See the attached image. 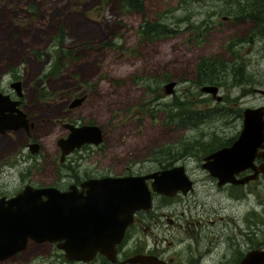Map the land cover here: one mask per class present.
Masks as SVG:
<instances>
[{"label":"rangeland","instance_id":"374dc122","mask_svg":"<svg viewBox=\"0 0 264 264\" xmlns=\"http://www.w3.org/2000/svg\"><path fill=\"white\" fill-rule=\"evenodd\" d=\"M140 2L142 11L127 9L121 0H0V91L19 98L34 122L29 135L23 127L0 133V194L10 196L26 183L63 189L76 182V176L184 163L196 189L174 201L156 195L153 210L147 212V234L136 223L129 240L153 247L157 239L159 248L165 247V258L186 264L187 257L178 251L194 243L186 241L190 228L185 222L202 220L199 248H205L207 240H216L217 247L225 240L236 241L234 222L242 225V252L263 247L264 176L249 181L247 196L236 204L233 194L239 191L218 189L200 162L212 147L237 137L243 108L264 103L255 90L264 89V35L253 36L258 30L264 34V13L245 14L252 0ZM145 19L158 24L150 30L166 26L175 31L146 33ZM237 51L244 59L235 79H244L239 83L224 74L231 72L226 64L237 59ZM204 58L215 65L207 69ZM203 78L214 80L196 81ZM216 78H223L218 81V92L226 93L222 101L201 90L203 84H217ZM13 80L21 81V96L9 85ZM170 80L176 84L166 94L162 87ZM76 97L85 99L70 106ZM189 109L197 117L203 113L195 125L181 124ZM64 122L96 124L103 140L74 149L60 165L58 151L50 149L57 137L67 135ZM37 139L43 148L31 152L28 145ZM209 218L214 231L203 228ZM229 227L235 231L221 234ZM0 264L86 263L67 260L55 243L28 241ZM91 264L106 263L97 258Z\"/></svg>","mask_w":264,"mask_h":264},{"label":"water","instance_id":"95a60500","mask_svg":"<svg viewBox=\"0 0 264 264\" xmlns=\"http://www.w3.org/2000/svg\"><path fill=\"white\" fill-rule=\"evenodd\" d=\"M175 81L163 85V92H173ZM10 85L21 94V81ZM217 85L204 84L201 90L217 92ZM264 91V90H263ZM221 95L216 94L220 99ZM84 97H77L70 106L78 105ZM19 100L0 91V132L7 129L27 127V116L19 107ZM71 132L58 140L63 154L82 143H99L102 130L96 124L74 126L65 124ZM264 104L246 107L243 110V124L235 140L204 157L203 166L219 178V184L226 181L244 183L264 176V161L253 162L256 156L264 160ZM36 145V144H35ZM246 168L253 171L236 178L235 173ZM152 178L150 184L145 179ZM192 180L182 164L163 168L147 175H121L88 178L80 187L71 184L67 189L54 186L35 187L27 184L22 190L9 197L0 196V260L24 249L29 240L37 243L56 242L67 259H91L96 252L108 259H117L116 243L124 236L126 227L135 220V211L149 209L151 191L167 195L177 191L187 192ZM128 261L140 264H165L155 255L135 254ZM239 264H264V247L249 249Z\"/></svg>","mask_w":264,"mask_h":264},{"label":"flooded vegetation","instance_id":"af4514ba","mask_svg":"<svg viewBox=\"0 0 264 264\" xmlns=\"http://www.w3.org/2000/svg\"><path fill=\"white\" fill-rule=\"evenodd\" d=\"M259 35H264V34L260 30H258L255 34H253L254 37L255 36H259ZM240 37L243 38L244 35H242ZM10 83H9V85H10ZM215 85H217V87H218L216 94H220L218 92V90L220 89V86H222V84L220 82H217V84H215ZM255 90L260 95L264 96V91H263L264 89L263 88H258V89H255ZM173 91H174V89H173ZM15 92L17 94L16 89H15ZM3 93L9 94V96H10L11 99H16L8 91H5ZM206 93H210V92H206ZM210 94L216 100L222 101L223 100V97H224V94H226V93L220 94L221 95L220 99H217L216 98V94L215 95H213L212 93H210ZM18 96H21V95H18ZM84 99H85V97H84ZM17 100H19L18 107L23 112H25L21 108V106H22L21 100L19 98ZM261 104H264V103H261ZM261 104H258V105H261ZM27 117H28V115H27ZM242 117H243V115H242ZM27 119H28L27 127H23V128H25V130L27 131V133L29 135L30 134V132H29L30 128L34 127V122L29 117ZM63 124L65 125V124H72V123L64 122ZM72 125H74V124H72ZM74 126H76V125H74ZM65 127H66V125H65ZM67 129H68V133H67V135L65 137H63V136L57 137L56 138V141L54 143V147L51 148L49 146L51 148L50 150L53 149L55 152L58 151V158H57V161L56 162L59 163L60 165H63L65 159L67 158V155H69L74 149H77V148H79L82 145H84V144L87 143V142H85V143L80 144L79 146H75L71 150H69L68 152H66V153L63 154L62 148L59 145L58 140L60 138H66L70 134V132H71L70 128L67 127ZM37 135L39 137L42 136L41 133H38ZM102 136H103V134H102ZM102 140H103V138H102ZM234 140H235V138L234 139H231L230 142H229V144H231ZM36 141L37 142H34L33 144L30 143L28 145V147L30 148V151L31 152H37L38 150H40V149L43 148L42 142L39 139H37ZM229 144L220 143L218 145V147H215V148L212 147L213 149L210 148L211 150H209L202 157V161L200 163H201V166H202L203 170L206 171V173L208 175L212 176V178L215 180L218 189H224L226 191H229V189L234 188L235 190L239 191V195H234L233 194V197H234L233 198V201H235L236 204H240L244 200L245 196H247V189L245 187L246 184L249 181H252V180H255V179H251V180H249L247 182H244V183H233V182L226 181L224 183L219 184V182H218L219 181V178L217 176H215V175H212L210 173V171L206 167L203 166L204 157L207 154H209L210 152H213V151L219 149L220 147H223V146L229 145ZM262 149H264V146L258 148L259 151H262ZM48 151H49V149H46V155L45 156H47V153H49ZM262 161H264V160H263V158L261 156H256L254 158V160H253V162L255 164H257V165L259 163H261ZM178 164H182L184 166L186 174L192 180V187L187 192H185V193H183L181 191H177V192H175L174 194H171V195H167V194H163V193H158V192L152 190L151 191V198H152L151 207L149 209H138V210L135 211V213H134L135 220L126 227L125 232H124V236L121 239V241L118 242V243H116V246H117V259L115 261H112V260L108 259L104 254H102V253H100L98 251L88 261H80V260L67 259L65 257V255H64V257L67 260H69V261L83 262V263H86V264H91L97 258L98 259L102 258L105 261L106 264H140V263L130 262V261L126 260V259L128 257L132 256V255H135V254H146V255H155L158 258L163 259L165 261V264H173L170 259L165 258L163 256V252L165 251V247H160L159 248L158 240L157 239L154 241L153 247H147V242L146 241L142 242V240H140V239L137 240L136 239L132 243L131 240H129V238H131L133 236V234H134V232L136 230L135 229V225H137L136 223L139 224V228H142L143 229L144 234H147V212L153 210L154 205H155L154 204L155 203V200L154 199H155V196L156 195H162V197L165 198L166 200L174 201L173 199H175V198H179L180 199L181 197L188 195V193H190L191 191H194L196 189L195 181H194L193 177L190 175L189 171L187 170V167L185 166V164L184 163H178ZM174 165H177V163H174V164L173 163H168V164L160 165V167L155 168L152 171L128 172V173L114 174V175H112V174H102V175L86 174L87 176L84 177V178H81V179L76 176V179H78V180L76 182L70 183L66 188H63V189H67L71 184H75L78 187H80V183L83 180L88 179V178H96V177H102V176H108V175H111V176H121V175H147L148 173H151L153 171H156V170H159V169H163V168H169V167H172ZM252 171L253 170L251 168H246V169H244L242 171H239L238 173H235V176H236V178H240V177L244 176L245 174H248V173H250ZM151 180H152V178H148V179L146 178L145 179L146 183H148V184H150ZM27 184H29V183H26L25 185H27ZM25 185H23L18 191L22 190ZM32 186H34V185H32ZM46 186H54V185H46ZM35 187H43V186H35ZM54 187H56V186H54ZM242 187H244V188H242ZM56 188L61 189L59 187H56ZM63 189H61V190H63ZM18 191H16L14 194H16ZM14 194H12V195H14ZM181 214H183V211L181 212ZM220 218H222V217H220ZM205 221H206V224L203 225V228L204 229H207L208 231H214L215 229H211L210 228V225H212L214 222L212 220H210V218L207 219V220H205ZM239 221H240V223H243L242 222V218H240ZM200 223H202V220H199V221L198 220H195V221L194 220H192V221L187 220L185 222L186 227L190 228V229H186V230H188V232H186V238H187L186 241L187 242H190L191 243L190 245H192L193 243L194 244L192 246H184V247H182L178 251L180 254H182V256L187 257L183 261H186V264H239V261L241 260L242 256L249 250V249L246 248V250L244 252H242V250L240 249L241 239H242L241 238L242 225L239 224V223H237V222H234V225H235L236 229H238V233H239L238 238H237L236 241H234V240H232V241L231 240H225V244L220 243L221 245L217 247L216 240L213 241V242L207 240L206 241L205 248H199L200 247L199 244H200V241H201V238H202L200 232H198L201 229ZM227 225L228 224L225 223V222H223L222 224H220V226H223L224 228ZM226 231L233 232L235 230L233 229V227H229V228H227L225 230L223 229V231H222L221 234H225ZM180 241L183 242V243H186V241L184 239H182V238L180 239ZM52 243H55V245H56V242H52ZM167 245L170 246L171 245V241H167ZM236 245H238V247L236 249H234L233 246H236ZM56 247H57V245H56ZM188 247H190V248H188ZM222 248H223V250L221 251L220 249H222ZM252 248H254V247H252ZM179 264H181V263H179Z\"/></svg>","mask_w":264,"mask_h":264},{"label":"trees","instance_id":"16d2710c","mask_svg":"<svg viewBox=\"0 0 264 264\" xmlns=\"http://www.w3.org/2000/svg\"><path fill=\"white\" fill-rule=\"evenodd\" d=\"M252 1H253V3L250 4V5H252V7H250V5H249V7L245 11V14L247 16H251V15H254L256 12H258V13L259 12L260 13H264V11H263L264 10V5H263L264 0H252ZM121 2H124V6H126L127 9H129V10H136L137 9L139 11H142L143 5H142V2H140V0H121ZM129 3L133 7H129L128 6ZM154 25H158V24L153 23V24H150L149 25V23H147V19H145L144 20V23L142 24V27H143L142 30L145 31L146 33L148 31H152V34L159 33V31H161L162 29H166V30H168L171 33L175 31L174 28L168 29L164 25H163L164 26L163 28H156V29L150 30L151 27L154 26ZM232 44L233 43H230L229 42L228 45H227V47L228 48L232 47ZM235 58H237V59L232 60L231 62H229V63L226 64L227 66L230 64V68H231L230 70H231V72L229 71V72L224 73V74L230 73L231 77L234 78V80L236 79V77L238 75H240L239 70L242 67V62L244 60L243 58H240L239 59L238 51L236 52V57ZM203 62L205 63L207 69H210L212 67V64L215 65V62L213 63L212 62V59H210V58H204L203 59ZM203 62L202 63L201 62L198 63L199 64L198 65V69L199 70H200L199 67H200L201 64H203ZM215 68H216V70H219L220 69V66H217ZM216 79H217V82L220 81V80L223 81V78L222 79L216 78ZM212 80H214V79L203 78V80H201V81L199 79H197L196 81L200 83V82H206V81L211 82ZM240 80H244V79H237L235 81L237 83H239ZM245 80H250V77L245 78ZM202 114L203 113L200 111V115L197 117L196 111L194 109H189V110H187V111H185L183 113V119H182L183 120V123H181V124H183V125H186V124H193V125H195L197 123V121L200 118H202ZM174 117H175V115L172 116L171 119H173Z\"/></svg>","mask_w":264,"mask_h":264}]
</instances>
